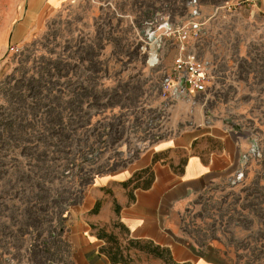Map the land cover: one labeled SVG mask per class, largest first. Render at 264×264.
Returning <instances> with one entry per match:
<instances>
[{
  "label": "rangeland",
  "instance_id": "obj_1",
  "mask_svg": "<svg viewBox=\"0 0 264 264\" xmlns=\"http://www.w3.org/2000/svg\"><path fill=\"white\" fill-rule=\"evenodd\" d=\"M191 1L59 0L18 39L24 1L0 0V264H78L72 238L99 178L179 139L207 157L214 129L237 135L236 163L173 208V230L221 264H264V0H197L185 45L211 82L166 99L180 46L166 29L189 26ZM117 223L105 227L125 258L151 264Z\"/></svg>",
  "mask_w": 264,
  "mask_h": 264
},
{
  "label": "crops",
  "instance_id": "obj_2",
  "mask_svg": "<svg viewBox=\"0 0 264 264\" xmlns=\"http://www.w3.org/2000/svg\"><path fill=\"white\" fill-rule=\"evenodd\" d=\"M23 1L25 11L20 13L14 34L18 39L36 18L42 20L47 8L59 2ZM207 134L208 140L222 141L221 150L203 157L201 153L192 154L183 139H179L175 145L166 144L144 152L131 171L107 175L97 180L91 195L85 200V213L90 222L77 228L72 238L78 264H113L100 251L105 241L98 238L97 231L90 230L95 229L93 225H108L115 218L121 220L133 238L153 240L168 247L177 263L221 264L194 252L175 234L170 220L172 210L178 203L193 192L205 188L218 176L229 173L236 163L239 155L237 135H225L217 129ZM97 201H101V206L98 213H93L91 211ZM117 204L118 214L115 211ZM150 256L153 258L151 264H167L160 258Z\"/></svg>",
  "mask_w": 264,
  "mask_h": 264
},
{
  "label": "built area",
  "instance_id": "obj_3",
  "mask_svg": "<svg viewBox=\"0 0 264 264\" xmlns=\"http://www.w3.org/2000/svg\"><path fill=\"white\" fill-rule=\"evenodd\" d=\"M235 1L238 0H228L225 7L231 8ZM190 5L191 15L195 18L189 26L166 29L167 35H173L180 42L178 52L174 57L170 72L165 76L162 87V95L166 99L188 98L194 93L205 92L211 82V70L208 63L190 52L185 45L189 37H196L200 32V21L195 20L199 14L197 0H192ZM10 49L18 50L16 45H12Z\"/></svg>",
  "mask_w": 264,
  "mask_h": 264
},
{
  "label": "trees",
  "instance_id": "obj_4",
  "mask_svg": "<svg viewBox=\"0 0 264 264\" xmlns=\"http://www.w3.org/2000/svg\"><path fill=\"white\" fill-rule=\"evenodd\" d=\"M100 206L101 201H97L91 212L98 213ZM115 211L117 214L119 213L118 204L115 205ZM117 224H121L123 227H125L122 223ZM93 228H97L98 238L105 241V244L101 246L100 251L107 255L111 263L131 264V262L125 258L124 248L119 243L118 236L114 232L107 231L105 226L99 227L93 225ZM130 245L131 247L128 249L135 248L137 250L144 251L148 254H151L153 257L162 259L167 264H180L175 262L171 250L168 247L161 246L160 244L155 243L153 240L131 238Z\"/></svg>",
  "mask_w": 264,
  "mask_h": 264
}]
</instances>
